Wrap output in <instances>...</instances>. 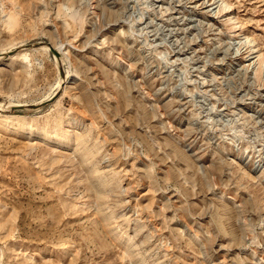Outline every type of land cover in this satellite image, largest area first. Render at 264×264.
I'll use <instances>...</instances> for the list:
<instances>
[{"label": "rangeland", "instance_id": "1", "mask_svg": "<svg viewBox=\"0 0 264 264\" xmlns=\"http://www.w3.org/2000/svg\"><path fill=\"white\" fill-rule=\"evenodd\" d=\"M0 103V264H264V0H0Z\"/></svg>", "mask_w": 264, "mask_h": 264}, {"label": "bare ground", "instance_id": "2", "mask_svg": "<svg viewBox=\"0 0 264 264\" xmlns=\"http://www.w3.org/2000/svg\"><path fill=\"white\" fill-rule=\"evenodd\" d=\"M223 4V3H222ZM227 8V6L226 5H224L223 6V8ZM245 39H246V42L248 41V38L247 37H245ZM38 49H43V50H45V51H48V52H50V50H49V48L46 46V45H42L40 48H38ZM54 49V48H53ZM60 49V48H59ZM59 49H54L55 51H57L58 53H59V55H60V50ZM252 50V49H251ZM10 59H12V58H10ZM58 60V59H57ZM12 61V60H11ZM68 72L66 71L65 72V77L67 78L68 76ZM60 77V76H59ZM64 80H66V79H64V76L63 77H60V80L58 81V83H57V86H59L61 83H65V81ZM64 81V82H63ZM74 82V81H73ZM61 87V86H60ZM51 96L49 95V97H47V99L46 100H48L49 98H50ZM40 103H42V102H40ZM58 103V102H57ZM56 103V104H57ZM39 104V103H38ZM4 105V103H0V112H5V111H7L8 109H9V107H7V106H5V110H4V108H2V106ZM9 106V105H8ZM6 107L8 108L7 110H6ZM12 107H24V106H18V105H15V106H12ZM13 117H15V116H13V115H0V120H2V121H8V120H10V119H12Z\"/></svg>", "mask_w": 264, "mask_h": 264}, {"label": "water", "instance_id": "3", "mask_svg": "<svg viewBox=\"0 0 264 264\" xmlns=\"http://www.w3.org/2000/svg\"><path fill=\"white\" fill-rule=\"evenodd\" d=\"M42 45L44 44H41V43H38L36 45H34L35 47H41ZM50 52L58 59L59 58V53L57 51H55L51 46L49 45H46ZM62 75V73H61ZM49 101H46V102H42V103H39V104H34V105H29V106H24V107H9L10 109L12 110H24V109H38V108H41L43 107L44 105H46Z\"/></svg>", "mask_w": 264, "mask_h": 264}]
</instances>
